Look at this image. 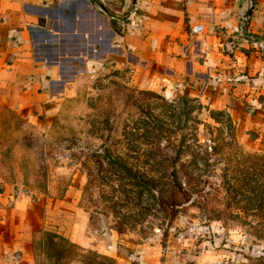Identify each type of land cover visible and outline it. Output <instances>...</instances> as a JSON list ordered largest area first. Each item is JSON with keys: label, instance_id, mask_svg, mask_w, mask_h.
I'll list each match as a JSON object with an SVG mask.
<instances>
[{"label": "rangeland", "instance_id": "rangeland-1", "mask_svg": "<svg viewBox=\"0 0 264 264\" xmlns=\"http://www.w3.org/2000/svg\"><path fill=\"white\" fill-rule=\"evenodd\" d=\"M98 72L53 123L0 109V261L264 264V126L246 93L226 107L201 83Z\"/></svg>", "mask_w": 264, "mask_h": 264}, {"label": "crops", "instance_id": "crops-1", "mask_svg": "<svg viewBox=\"0 0 264 264\" xmlns=\"http://www.w3.org/2000/svg\"><path fill=\"white\" fill-rule=\"evenodd\" d=\"M243 18L264 39V0H0V109L53 123L82 76L120 67L152 90L201 83L219 106L245 92L262 128L264 89L247 77L264 61Z\"/></svg>", "mask_w": 264, "mask_h": 264}, {"label": "built area", "instance_id": "built-area-1", "mask_svg": "<svg viewBox=\"0 0 264 264\" xmlns=\"http://www.w3.org/2000/svg\"><path fill=\"white\" fill-rule=\"evenodd\" d=\"M189 1V0H185ZM201 25H194L191 28V31L193 33H198L201 30ZM240 31L244 33L246 31L245 28V18L242 19V25L240 26ZM246 40L252 44V46L258 51V53L261 55L262 60L264 61V39L257 37L256 35L245 32Z\"/></svg>", "mask_w": 264, "mask_h": 264}, {"label": "trees", "instance_id": "trees-1", "mask_svg": "<svg viewBox=\"0 0 264 264\" xmlns=\"http://www.w3.org/2000/svg\"><path fill=\"white\" fill-rule=\"evenodd\" d=\"M255 79V83H257V86L258 87H261L264 89V68L261 69L260 73L258 74L257 77L254 78ZM45 235L47 237H56V238H59L62 241L64 242H67L69 245H73L72 243H70L69 241H67V239H65L63 236H60L56 233H50V232H46Z\"/></svg>", "mask_w": 264, "mask_h": 264}]
</instances>
